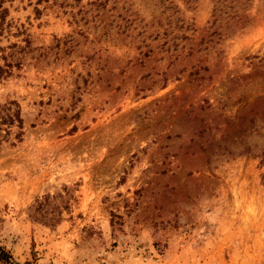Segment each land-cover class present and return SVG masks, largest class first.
I'll return each instance as SVG.
<instances>
[{"label": "rangeland", "instance_id": "1", "mask_svg": "<svg viewBox=\"0 0 264 264\" xmlns=\"http://www.w3.org/2000/svg\"><path fill=\"white\" fill-rule=\"evenodd\" d=\"M0 246L17 264H264V0H0Z\"/></svg>", "mask_w": 264, "mask_h": 264}, {"label": "trees", "instance_id": "2", "mask_svg": "<svg viewBox=\"0 0 264 264\" xmlns=\"http://www.w3.org/2000/svg\"><path fill=\"white\" fill-rule=\"evenodd\" d=\"M12 68V65L7 64L5 67L0 68V75H9ZM14 105L11 106L0 105V131L5 132L6 135L10 134L12 128L16 127L18 132L15 135V139L18 142L22 141L23 136V119L21 116V110L19 105L16 102H12ZM0 264H17L13 261V257L9 250L0 246ZM24 264H30L25 262Z\"/></svg>", "mask_w": 264, "mask_h": 264}]
</instances>
